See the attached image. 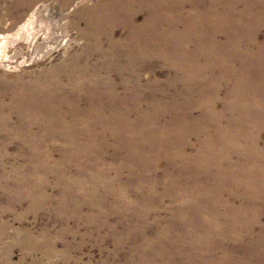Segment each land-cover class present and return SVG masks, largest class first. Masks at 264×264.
I'll return each instance as SVG.
<instances>
[{"label": "rangeland", "instance_id": "obj_1", "mask_svg": "<svg viewBox=\"0 0 264 264\" xmlns=\"http://www.w3.org/2000/svg\"><path fill=\"white\" fill-rule=\"evenodd\" d=\"M96 3L97 0H0V264H142L141 251L155 249L166 235L163 231L155 234L156 229L165 227L168 216L176 213L178 206L192 205L193 211L213 199L207 191L204 199L196 197L193 204L188 202L190 197L185 194L188 188L199 186V180L194 178L190 182L193 184L182 187L187 184L183 180L185 170L174 180L170 172L180 169L165 164V152L154 145L149 133L158 128L161 136H171L165 129L185 118L186 111L193 107L187 103L197 93H186L184 102L167 104V115L158 117L161 114L155 97L160 96L166 76L172 73L169 62L164 61L169 54L164 52L161 57L168 67L162 61H153L151 71L144 68L135 74L138 86L126 91L114 77L115 72L107 73L117 86L114 97L123 96L122 107L104 102L91 90L98 96L97 114L91 113L88 86L91 89L98 84L87 83L73 64L85 59L88 42L100 43L102 50L112 46L110 38L97 35V28H86L85 12ZM111 26L108 30L117 41L121 30ZM258 26L253 25L252 30L259 44L264 43V23ZM81 30H91L96 37L88 38ZM36 33L38 43L33 38ZM226 33L218 43L225 44ZM211 39L202 37L197 42ZM32 41L36 43L30 48ZM113 53L114 50L107 57ZM86 55L87 67L100 58L95 53ZM226 56L219 53L215 58L224 60ZM258 62L264 65V57ZM95 73L105 74L101 70ZM124 74L128 79L132 77L128 71ZM202 74L205 78L212 76L210 72ZM178 88L173 89L174 94H178ZM251 88L245 97L259 100L261 97L253 92L256 88ZM45 104L55 106L61 114L59 118L49 116ZM131 111H137V116L126 119L125 131L111 132L118 127L112 121L107 130L102 129V122L109 116ZM246 112L251 116L250 111ZM259 112L263 117L264 111ZM145 114L150 115L148 121ZM133 122L144 123L135 129ZM263 132L261 129L254 135L263 141ZM130 139L133 142L128 145ZM119 140H123L122 145ZM190 144L185 152L195 153L198 146L194 136H190ZM228 190L237 191L232 187ZM180 216L184 221H203L208 214L180 210ZM240 221L237 228L223 231L242 241L251 236L249 227L253 225L248 214ZM259 221L264 225V215ZM252 229L258 234L257 225ZM224 243L230 246L227 239ZM208 245V256L224 259L220 249L212 252L215 242L209 241ZM202 248H196L198 258ZM231 249L234 258L244 257L240 244L231 245ZM262 252L264 242L260 254L251 257L248 264H264Z\"/></svg>", "mask_w": 264, "mask_h": 264}, {"label": "bare ground", "instance_id": "obj_2", "mask_svg": "<svg viewBox=\"0 0 264 264\" xmlns=\"http://www.w3.org/2000/svg\"><path fill=\"white\" fill-rule=\"evenodd\" d=\"M210 1L97 0L85 12L89 20L85 19L86 28H97V35L110 38L112 46L102 50L100 43L88 42L84 52L97 56L102 52L100 58L87 67L85 62L88 56L85 54V59L79 64L74 63L73 67L80 77H86L87 83L98 84L88 88L104 102H113L116 107H122L123 96L114 97L117 86L112 84L107 73H116L114 77L119 79L122 90L135 88L139 84L135 74L144 68L151 71V63L162 61L164 52L169 54L164 58L169 62V67L163 61L161 63L172 73L166 76L162 84L165 88L160 96L155 97L152 93L159 105L161 116L158 117L167 115V104L186 100V93L197 92L187 103L195 111H186L184 119L165 129L171 136H161L158 128H153L149 133L154 145L165 152V164L180 169L170 172L174 180L185 170L187 174L183 180L187 184L184 183L182 187L193 184L190 182L194 178L204 185L188 188L185 194L190 197L188 202L193 204L196 197L204 199L206 194L203 193L207 191L213 199L209 196L211 201H205L202 207H196L197 210L193 211L190 209L192 205L178 206L176 213L168 216L165 227L156 229L155 234H162L163 231L166 235H162L155 249L141 251L142 264H248L251 257L260 254L264 242V225H260L259 221L264 215V140L260 141L254 135L264 130V127L260 128L264 124V116L259 112V109L264 111V95H260L264 91V65L258 62L260 57H264V43L259 45L256 42L257 34L252 30L253 25L261 26L264 23V0ZM220 7L224 9H218ZM108 25H112L110 29L121 30L117 41L111 37ZM225 32L227 41L225 44L218 43ZM81 34L88 38L96 37L91 30H81ZM202 37L212 39L198 43L197 40ZM33 38L37 43L40 41L37 33ZM36 42H30V48ZM157 43L160 45L157 46ZM113 50V58L107 57ZM219 53H227L226 58L216 59L215 55ZM150 55L155 58L148 59ZM121 59L124 65L122 61L120 64ZM94 69L105 74L98 75ZM123 71H128L132 77L128 79ZM204 72H210L212 76L205 78ZM250 85L256 88L253 92L261 97L259 100L250 101L245 97L252 89ZM177 87L178 94H174ZM92 91L88 105L91 113L96 115L98 96ZM45 105L49 109V116L59 118L61 114L56 112L55 106ZM246 111H250L251 116ZM135 113L131 111L109 116L102 122V129L107 130V124L112 121L118 127L111 129V132L125 131L128 127L126 119L136 117L137 111ZM145 115L148 121L150 115ZM143 123L133 122L135 129ZM161 129L164 130L163 125ZM190 136L195 137L198 146L195 153L185 152L191 145ZM119 141L118 144L122 145L123 140L122 143ZM131 142L132 139L128 140V145ZM230 187L237 191L230 192ZM235 201L238 204L235 205ZM180 210L193 215L206 212L208 216L203 221H184L179 217ZM244 214L250 216L253 227L257 225L258 234L250 226L251 236L239 241L223 229L237 228ZM225 239L230 246L225 245ZM209 241L217 244L212 247V252L220 249L219 253H225L224 259L208 256L206 250ZM233 244L242 246L243 258L233 257ZM198 247H203L201 258L197 257Z\"/></svg>", "mask_w": 264, "mask_h": 264}]
</instances>
